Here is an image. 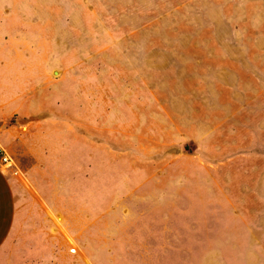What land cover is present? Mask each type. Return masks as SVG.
I'll return each mask as SVG.
<instances>
[{
    "label": "rangeland",
    "instance_id": "374dc122",
    "mask_svg": "<svg viewBox=\"0 0 264 264\" xmlns=\"http://www.w3.org/2000/svg\"><path fill=\"white\" fill-rule=\"evenodd\" d=\"M60 120L107 176L99 212L157 215L194 264H264V0H0V138L46 149Z\"/></svg>",
    "mask_w": 264,
    "mask_h": 264
},
{
    "label": "crops",
    "instance_id": "0c3cea01",
    "mask_svg": "<svg viewBox=\"0 0 264 264\" xmlns=\"http://www.w3.org/2000/svg\"><path fill=\"white\" fill-rule=\"evenodd\" d=\"M66 124L60 120L57 129L48 124L46 149L14 152L0 138V148L16 162L30 195L38 199L35 206L0 166V264H194L187 246L162 244L157 215L99 212L109 199L97 191L108 186L107 176L98 172L97 154L76 149L66 127L60 128ZM82 167L90 173L85 186L77 177L65 181ZM110 221L115 222L111 229ZM63 232L75 241L72 254Z\"/></svg>",
    "mask_w": 264,
    "mask_h": 264
},
{
    "label": "built area",
    "instance_id": "2783aa9c",
    "mask_svg": "<svg viewBox=\"0 0 264 264\" xmlns=\"http://www.w3.org/2000/svg\"><path fill=\"white\" fill-rule=\"evenodd\" d=\"M0 166L4 169H9L11 167L10 160L4 155H0ZM69 253L72 254L73 250H69Z\"/></svg>",
    "mask_w": 264,
    "mask_h": 264
}]
</instances>
